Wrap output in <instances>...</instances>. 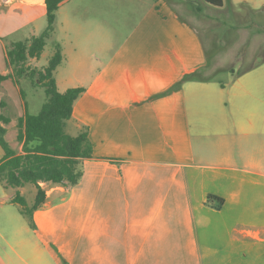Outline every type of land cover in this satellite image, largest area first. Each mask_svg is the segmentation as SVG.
Returning <instances> with one entry per match:
<instances>
[{
    "label": "crops",
    "instance_id": "obj_1",
    "mask_svg": "<svg viewBox=\"0 0 264 264\" xmlns=\"http://www.w3.org/2000/svg\"><path fill=\"white\" fill-rule=\"evenodd\" d=\"M230 1L253 8L260 3ZM17 2L46 8L45 0H0V10ZM65 42L62 37L63 46L58 44L62 61ZM159 50L164 52L163 44ZM160 52L149 55L147 61L158 60ZM194 71L191 67L144 99L135 96L115 103L124 107L173 98V104H166L164 113H152L150 121L131 113L121 119L120 124L128 128L126 151L97 155L94 146L92 156L84 159L78 184L40 182L50 187L45 202L31 216L23 213L14 196L19 191L32 207L36 194L27 196L25 190L36 185L6 187L0 181V264H264V87H229L228 99L226 87H186L182 101L186 82L214 78L189 80L180 89L151 99ZM89 85L99 88L100 98H105L101 91L107 81L101 72L88 80L78 78L72 87H84V94ZM126 85L131 87L129 81ZM196 89L200 92L193 94ZM120 94L115 91L114 96ZM77 100L65 130L73 136L87 132L91 137L92 129L71 132L86 121ZM9 119L4 124L6 136L8 124L15 123L17 130L10 136L13 148L22 153L19 119ZM134 126L143 133L140 145L133 141ZM105 130V125L96 129L97 141L103 140ZM210 194L224 199L221 208L208 202ZM8 205H18V212H8Z\"/></svg>",
    "mask_w": 264,
    "mask_h": 264
},
{
    "label": "rangeland",
    "instance_id": "obj_2",
    "mask_svg": "<svg viewBox=\"0 0 264 264\" xmlns=\"http://www.w3.org/2000/svg\"><path fill=\"white\" fill-rule=\"evenodd\" d=\"M255 2H260L257 8L245 3L234 5L226 0L225 6L218 8L204 0H68L57 12L55 32L47 39L42 55L38 60L29 58L28 63L30 68L43 69L57 45L63 46L62 37H66L64 59L55 71L59 90L65 91L78 78L88 80L98 72L107 81L101 91L104 99L100 98L99 88L86 87L88 91L77 100L78 111L85 114L86 121L82 122L81 129L71 132L78 134L92 129L85 148L94 151L96 147L97 155L108 150L126 151L128 128L120 124L121 119L131 113L150 121L151 114L164 113L169 107L166 104H173V98L170 102L158 99L139 105L128 103L124 107L114 104L135 96L144 99L147 93L165 89L191 67L214 79L186 82L181 100L186 97V87H226V99L229 87H264V62L238 79L229 69L234 67L238 71L264 57V0ZM47 23L44 7H25L17 2L0 10V74L5 76L13 69L7 61L6 49L13 42L40 35ZM160 44L164 45V52H160ZM158 52L161 53L158 60L147 61L149 55L154 57ZM94 55L99 63L95 62ZM207 57L209 66L205 67ZM86 72L89 76L80 77ZM127 81L131 87L126 85ZM112 83L113 87H109ZM115 91L120 96L115 97ZM199 92L196 89L193 94ZM46 100L44 86L28 76L18 82L11 76L0 81V113L12 120L17 121L26 111L37 114ZM109 100L107 104L99 102ZM103 125L106 135L97 141L98 134L94 132ZM132 128L133 141L140 145L143 133L135 126ZM14 130H17L16 124H8L6 138L12 147L14 140L10 134ZM3 153L0 147V155ZM84 159L80 165L83 170ZM43 187L46 190L50 184ZM36 192L37 187L29 185L25 195L33 196ZM7 207L12 213L19 209L18 205Z\"/></svg>",
    "mask_w": 264,
    "mask_h": 264
},
{
    "label": "trees",
    "instance_id": "obj_3",
    "mask_svg": "<svg viewBox=\"0 0 264 264\" xmlns=\"http://www.w3.org/2000/svg\"><path fill=\"white\" fill-rule=\"evenodd\" d=\"M65 0H45L47 10V26L37 36L24 41L13 42L6 49L7 61L13 68L9 75L18 82L23 76L36 80L45 88L47 100L37 114L27 111L18 122V140L23 144V152L18 153L6 138L7 129L4 124L10 121L9 117L0 113V145L5 154L0 161V181L6 187H21L28 183L35 184L37 193L35 202L31 206L25 197L17 191L14 201L21 204L23 213L31 216L33 211L43 205L46 199V190L40 182H52L62 186L78 184L84 174L80 166L83 159L92 156V151L85 148L88 140L87 132L73 136L66 132L65 124L74 111L76 100L84 92V87H70L61 92L57 87L54 72L62 61L60 45L49 60L47 66L41 70L30 68L29 58H39L46 46L47 39L53 34L57 17V10ZM205 2L222 8L225 0H204ZM264 62V57L257 63L242 67L238 71L229 68L235 76H241ZM205 67L209 66V58ZM0 74V81L8 78ZM212 77L203 76L200 71L185 74L170 88L154 94L151 99L162 97L181 88L189 80H209ZM209 203H215L216 208H221L224 199L217 195L208 196Z\"/></svg>",
    "mask_w": 264,
    "mask_h": 264
}]
</instances>
